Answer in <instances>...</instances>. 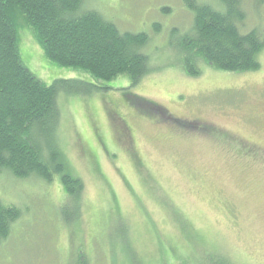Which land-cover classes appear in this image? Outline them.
<instances>
[{"label":"rangeland","instance_id":"1","mask_svg":"<svg viewBox=\"0 0 264 264\" xmlns=\"http://www.w3.org/2000/svg\"><path fill=\"white\" fill-rule=\"evenodd\" d=\"M257 1H246V29H264V0ZM85 6L121 30L147 32L153 71L135 86L120 75L100 82L105 90L60 94L68 171L83 182L81 216L69 224L59 219L62 212L75 220L76 212L70 201L61 204L65 193L57 176L48 185L0 176L1 200L24 209L0 246V264H78L79 252L92 264H213L224 257L264 264V158L240 155L236 143L178 136L143 116L130 119L126 152L114 141L108 108L130 90L160 106L164 117L203 118L264 148V54L258 72L208 68L193 78L181 70L170 37L173 28L184 33L191 25L181 0H87ZM16 35L22 64L43 83H99L82 68L47 58L21 21Z\"/></svg>","mask_w":264,"mask_h":264},{"label":"trees","instance_id":"2","mask_svg":"<svg viewBox=\"0 0 264 264\" xmlns=\"http://www.w3.org/2000/svg\"><path fill=\"white\" fill-rule=\"evenodd\" d=\"M86 1L0 0V176L10 175L16 181L37 180L46 185L57 176L65 193L61 204L70 201L75 206V220L72 214H58L67 224L81 216L83 182L68 171L60 136V94L105 90L100 82L120 75L129 76L135 86L153 71L147 49L151 43L149 34L121 30L111 17L86 7ZM246 1L250 5V0H181L191 13V25L184 33L173 28L170 37L178 47L180 68L187 76L197 77L208 68L228 74L260 71L264 29L258 25L244 28ZM20 21L32 29L47 58L62 66L82 68L99 83L57 79L47 85L38 80L20 60L16 35ZM160 28V24L153 25L155 31ZM114 99L108 107L114 119L112 131L117 136L113 138L126 152L132 142L130 119L143 116L164 124L178 136L200 135L221 144L236 143L240 155L264 158L242 147L240 138L203 118L182 122L172 115L164 117L159 113L160 106L130 90L124 92L121 100ZM123 108L132 113L122 114ZM23 212L18 203L0 198V246ZM90 258L79 252L78 264H92ZM222 259L213 264H235L226 257Z\"/></svg>","mask_w":264,"mask_h":264},{"label":"flooded vegetation","instance_id":"3","mask_svg":"<svg viewBox=\"0 0 264 264\" xmlns=\"http://www.w3.org/2000/svg\"><path fill=\"white\" fill-rule=\"evenodd\" d=\"M181 121L187 122V121H184L183 119ZM239 141H241L243 143L242 147L247 148V150L249 149L253 153L256 152L257 156L264 157V149L263 148L259 149L256 144L248 143V142L240 140V139H239Z\"/></svg>","mask_w":264,"mask_h":264}]
</instances>
